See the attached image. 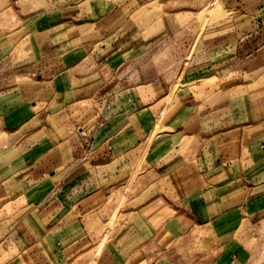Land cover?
Returning a JSON list of instances; mask_svg holds the SVG:
<instances>
[{"label":"crops","instance_id":"0c3cea01","mask_svg":"<svg viewBox=\"0 0 264 264\" xmlns=\"http://www.w3.org/2000/svg\"><path fill=\"white\" fill-rule=\"evenodd\" d=\"M230 2L173 94L164 16L0 0V264H264V0Z\"/></svg>","mask_w":264,"mask_h":264},{"label":"rangeland","instance_id":"374dc122","mask_svg":"<svg viewBox=\"0 0 264 264\" xmlns=\"http://www.w3.org/2000/svg\"><path fill=\"white\" fill-rule=\"evenodd\" d=\"M115 2L127 14H131L135 22L145 20L150 26V31L157 18L164 16L169 32L165 41L160 44L163 48L162 53L157 54L158 48H155L145 64L156 65L162 62L168 64L166 73L175 77L171 88L173 94L180 87L184 74L191 69L193 57L199 54L202 48L201 38L210 39L219 34V31L228 32V25L232 23L235 9L234 3L230 0H115ZM235 21L239 28V20ZM140 169L139 166L136 175L140 173ZM242 233L247 234L245 230ZM259 234L262 238L264 229ZM250 244L252 245V242Z\"/></svg>","mask_w":264,"mask_h":264}]
</instances>
